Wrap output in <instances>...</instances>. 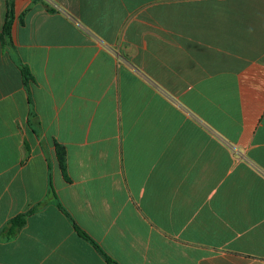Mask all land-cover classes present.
I'll list each match as a JSON object with an SVG mask.
<instances>
[{
    "label": "crops",
    "instance_id": "0c3cea01",
    "mask_svg": "<svg viewBox=\"0 0 264 264\" xmlns=\"http://www.w3.org/2000/svg\"><path fill=\"white\" fill-rule=\"evenodd\" d=\"M14 10L9 46L0 0V264H264V0Z\"/></svg>",
    "mask_w": 264,
    "mask_h": 264
},
{
    "label": "trees",
    "instance_id": "16d2710c",
    "mask_svg": "<svg viewBox=\"0 0 264 264\" xmlns=\"http://www.w3.org/2000/svg\"><path fill=\"white\" fill-rule=\"evenodd\" d=\"M7 1V14H6V20H5V24L3 27V31L1 34V40L5 45H12V28H13V24H14V20H15V10H14V1L15 0H6ZM47 8L50 11H53L49 5H47ZM26 13L23 14L22 18L25 16ZM18 67L20 68L22 75H23V81L24 84L26 85L28 83L29 80H31V74L29 72V69L22 64L17 63ZM57 159L60 165V168L64 174L65 177L66 176V151L65 148L57 145ZM26 223L25 220V215H19L18 217H16L15 219H13L9 224H8V228L7 229V234L12 237L15 236L19 229L24 226ZM77 232L79 233V235H81L83 238L89 239L90 241H93L91 238H89L84 232H82L79 228L76 227ZM108 261L111 262L110 259H108ZM113 264H116L115 262H113Z\"/></svg>",
    "mask_w": 264,
    "mask_h": 264
}]
</instances>
